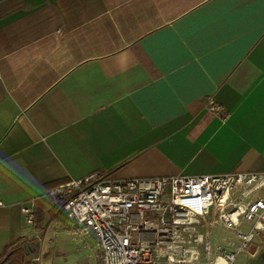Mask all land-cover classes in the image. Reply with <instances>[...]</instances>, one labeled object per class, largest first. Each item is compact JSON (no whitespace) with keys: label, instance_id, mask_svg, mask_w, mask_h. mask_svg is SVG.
I'll return each mask as SVG.
<instances>
[{"label":"crops","instance_id":"1","mask_svg":"<svg viewBox=\"0 0 264 264\" xmlns=\"http://www.w3.org/2000/svg\"><path fill=\"white\" fill-rule=\"evenodd\" d=\"M231 171H264V0H0V253L70 227L23 212L62 184Z\"/></svg>","mask_w":264,"mask_h":264},{"label":"built area","instance_id":"2","mask_svg":"<svg viewBox=\"0 0 264 264\" xmlns=\"http://www.w3.org/2000/svg\"><path fill=\"white\" fill-rule=\"evenodd\" d=\"M209 108L220 110L213 98ZM94 179L52 194L65 201L69 231L96 241L101 264H235L264 237V171ZM23 212L34 224L35 205Z\"/></svg>","mask_w":264,"mask_h":264},{"label":"rangeland","instance_id":"3","mask_svg":"<svg viewBox=\"0 0 264 264\" xmlns=\"http://www.w3.org/2000/svg\"><path fill=\"white\" fill-rule=\"evenodd\" d=\"M62 225H53L48 233L41 237L40 246L36 252L25 253L23 262L18 264H101L96 241L89 237L83 242L82 235L63 229ZM220 235L227 234L223 229H217ZM47 238V239H46ZM247 252L238 255L235 264H250ZM15 258V259H18ZM39 258V259H36Z\"/></svg>","mask_w":264,"mask_h":264},{"label":"trees","instance_id":"4","mask_svg":"<svg viewBox=\"0 0 264 264\" xmlns=\"http://www.w3.org/2000/svg\"><path fill=\"white\" fill-rule=\"evenodd\" d=\"M103 175L100 174L98 180L102 179ZM65 201L57 199L55 204L47 211L44 212L42 209H35V223L41 235H44L48 229V226L53 221H68V214L64 208ZM40 246V239L38 236L32 237H19L12 243L5 246L2 253H0V264H13L16 262L15 258L22 257L25 253L36 252ZM19 259V258H18Z\"/></svg>","mask_w":264,"mask_h":264}]
</instances>
